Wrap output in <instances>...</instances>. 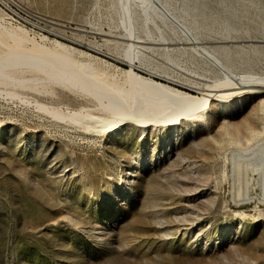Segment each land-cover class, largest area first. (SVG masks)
I'll use <instances>...</instances> for the list:
<instances>
[{
  "label": "rangeland",
  "instance_id": "rangeland-1",
  "mask_svg": "<svg viewBox=\"0 0 264 264\" xmlns=\"http://www.w3.org/2000/svg\"><path fill=\"white\" fill-rule=\"evenodd\" d=\"M167 1L208 47L229 48L216 54L235 72L264 78L263 44L246 42L264 40V0ZM114 2L0 0V264H264L259 176L231 165L233 151L264 140V94L227 96L171 129L89 133L64 119L93 97L90 86L25 55H66L60 43L93 56L107 81L127 66L89 46L114 50L99 32L125 33ZM135 54L181 80H220L189 50Z\"/></svg>",
  "mask_w": 264,
  "mask_h": 264
},
{
  "label": "bare ground",
  "instance_id": "bare-ground-1",
  "mask_svg": "<svg viewBox=\"0 0 264 264\" xmlns=\"http://www.w3.org/2000/svg\"><path fill=\"white\" fill-rule=\"evenodd\" d=\"M114 4L125 33L113 36L99 32V35L104 38L108 37L113 40L114 50L103 51L100 48L89 46L92 51L127 66V69L121 70L117 67L118 70L107 81L104 80L105 75L99 76L96 70L98 64L93 63V56L86 58V53H79V55H85V58H76L77 56L72 55L75 53L74 50L60 43H56V46L65 51L66 55L25 54L33 58H40L39 60L46 58L50 61L48 65L59 70L61 75H69L68 80L71 79L75 83L77 79H80L90 86L89 89L87 88L89 94H84L93 97H87L85 103L75 110L70 118L64 119L68 125L81 129L83 132L102 133L103 135L117 133L125 127H132L143 133L149 129H171L196 120L200 122L209 109L221 107L223 99L227 96L249 93L264 94V78L235 72L216 54V51H222L227 58L226 54L229 48L222 45L208 47V43L199 38L197 28L192 26L187 18L177 17L172 12L167 0H115ZM136 16L143 19L145 30L150 27L157 30L159 39L156 37L154 39L150 33L146 34V39L142 38L136 32L135 26L139 27L135 23ZM167 29L172 31L176 41L164 34V30ZM106 41L109 44V40ZM246 42L254 50L259 47L254 43H262L264 47V40H248ZM235 43H239V41L232 38L227 41H213L212 44ZM177 45L186 47L175 48L174 46ZM237 47L232 48L238 50ZM178 49L189 50L206 60L220 75V80H217L214 86L181 80L174 73L170 74L162 67L153 66V63L151 64L135 54L140 51H162L167 54L168 59V56ZM112 69L114 70V68ZM65 79L64 81H67ZM75 90L77 91V89ZM261 104L264 106V99L261 100ZM242 161L246 162L245 170L251 168L252 172L259 176V186L264 200V140L251 148L232 152V169L237 172L241 171L240 162ZM242 200L244 202L245 199L242 198ZM246 200L252 201L250 198Z\"/></svg>",
  "mask_w": 264,
  "mask_h": 264
}]
</instances>
